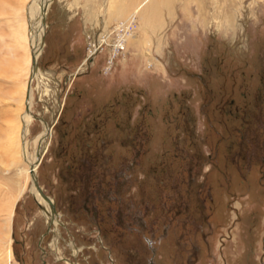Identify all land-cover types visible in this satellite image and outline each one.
<instances>
[{
  "label": "rangeland",
  "instance_id": "obj_1",
  "mask_svg": "<svg viewBox=\"0 0 264 264\" xmlns=\"http://www.w3.org/2000/svg\"><path fill=\"white\" fill-rule=\"evenodd\" d=\"M118 1L50 0L23 140L38 0H0V264H264V0ZM50 123L59 259L13 139Z\"/></svg>",
  "mask_w": 264,
  "mask_h": 264
},
{
  "label": "bare ground",
  "instance_id": "obj_2",
  "mask_svg": "<svg viewBox=\"0 0 264 264\" xmlns=\"http://www.w3.org/2000/svg\"><path fill=\"white\" fill-rule=\"evenodd\" d=\"M48 1L47 0H41V1L38 0L37 3L36 2L35 3L32 2L30 7H29V12L32 15V20H31V17L29 19L31 21H34V23L32 25V29L30 28L31 29V35H32V44H33L32 45V49H33L32 53H33L34 63H33V67H32L31 73H30L31 66L29 68V73L31 75H30V79H29V82H28V91H27L26 99H25L26 108H25L24 113H23V123H24V127H25L24 134H23V140L25 139V137L28 134V129L29 128H27V127L31 123V121L33 119V116H34L33 113H32V106H33V87H32V85H33L34 78H36L39 75V73H40L39 72L40 68H38V66H37V59H38V57L40 55V50L42 48V43H43V36H44V33H45V28H44L45 27V19H46L47 8L49 6L50 0H48ZM128 1L129 2H131V1L133 2L134 0H128ZM118 2L119 3L117 4V6L113 7V9L111 10V13H110V17L111 18H121V17L125 16L128 12H130L128 2H124V0H120ZM149 8H150V5H148V7H146V9H149ZM151 9H152V12L156 9V8H154V4L151 6ZM139 12H140V8H137L136 12L133 13L134 15L130 16L126 20H120L119 21L120 23L118 22L117 28H125L127 25H129V23H131L132 17H136L135 15L138 16ZM144 12H146V10H143V13ZM107 24L108 23H105L106 26H107ZM122 33H125V31L118 32V35L120 36V38H123L122 37L123 36ZM103 43H106V42L104 41ZM102 46H103V44L97 46V48H95L96 46H94L93 52L95 51L94 53H96V51L99 50V48H101ZM85 67H86V63L83 64V66L80 68L79 71L85 69ZM57 103H59V101ZM51 129H52V125L46 130V132L49 133L51 131ZM50 134L52 135V132H50L49 135L46 136V137H44V135H41L39 140H38L39 149L41 151L38 161H37L36 156L34 157L33 154L29 153L30 150H29V146L28 145H29L30 142L28 140H27V144L26 143L22 144V147H21L20 142H19V139L21 140V138H20L19 135H17V136L15 135L13 137V139H14V141L16 143V147H15L16 151H14V150L13 151L15 152V154L17 152L16 156L18 158L21 155L20 153H22L24 160L28 161V163H29V168H27V167L23 168L22 170H20V173L22 171L25 174H29L28 172H30L32 174V191H33V193L36 191V194H35L36 198H37L38 202L41 203L42 209L44 208L43 211H44V215H45L44 217H46V220H47V223H46L47 226H48L47 229L50 231V229H51L50 227H54V234H55L54 237L55 238H54L52 246H54V249L59 251V249L57 248V242L59 241V239L61 237V233H60V230H59V228L57 226L58 225L57 221L54 218V216H58L59 217L57 209H56L55 212L52 210V208L50 206V203L40 194V192L38 191L37 187L35 186V180H37V174L35 172L36 171V167H37V164L41 161V156H43L48 151L49 143L47 144L45 142L50 137ZM20 150H21V152H20ZM37 156H38V154H37ZM38 183H39V181H38ZM39 185H40V183H39ZM43 191H44V189H43ZM51 200L54 202V200L52 198H51ZM51 211H52V213H49ZM7 248H8L7 253H8V255H10V246L9 247L7 246ZM74 251H75V249H74ZM60 256L61 255H58L57 258H59Z\"/></svg>",
  "mask_w": 264,
  "mask_h": 264
},
{
  "label": "flooded vegetation",
  "instance_id": "obj_3",
  "mask_svg": "<svg viewBox=\"0 0 264 264\" xmlns=\"http://www.w3.org/2000/svg\"><path fill=\"white\" fill-rule=\"evenodd\" d=\"M57 118V117H56ZM51 126V123L50 124H48L46 127H45V129L47 130L49 127ZM51 131H52V129H51ZM50 131V132H51ZM48 144V143H47ZM36 190V189H35ZM34 194H36V191L34 192ZM40 205H41V203H39ZM42 206V205H41ZM49 213H52V211L51 212H49ZM58 215H59V217L58 216H54V218L56 219V221H57V224L59 225L60 223H61V215L58 213ZM57 225V226H58ZM51 229V231H54V228L53 227H50ZM60 239H61V237H60ZM59 239V240H60ZM54 241V240H53ZM52 244H53V242H52ZM70 246L71 247H73V249H75V251H74V254H77L78 252H79V250H80V248H78V246L76 245H74V244H72V241H71V243H70ZM52 248H53V250H54V252H55V254L57 255V257H58V255H61V249H60V246H59V241L57 242V248L59 249V251H57L56 249H54V246H52ZM59 258H62V255L59 257ZM58 258V259H59ZM69 264H75V262L73 261V262H69ZM76 264H78V263H76Z\"/></svg>",
  "mask_w": 264,
  "mask_h": 264
},
{
  "label": "water",
  "instance_id": "obj_4",
  "mask_svg": "<svg viewBox=\"0 0 264 264\" xmlns=\"http://www.w3.org/2000/svg\"><path fill=\"white\" fill-rule=\"evenodd\" d=\"M35 186L37 187L38 191L40 192V194L50 203V206L52 208V210L55 212L56 211V206L54 204V202L51 200V198L43 191V189L41 188V186L39 185L38 181L35 180Z\"/></svg>",
  "mask_w": 264,
  "mask_h": 264
},
{
  "label": "built area",
  "instance_id": "obj_5",
  "mask_svg": "<svg viewBox=\"0 0 264 264\" xmlns=\"http://www.w3.org/2000/svg\"><path fill=\"white\" fill-rule=\"evenodd\" d=\"M124 40L122 38H118L116 40V48L119 49V50H123L125 48V45H124ZM112 60V59H111ZM111 62V61H110ZM109 64H112V63H109Z\"/></svg>",
  "mask_w": 264,
  "mask_h": 264
}]
</instances>
